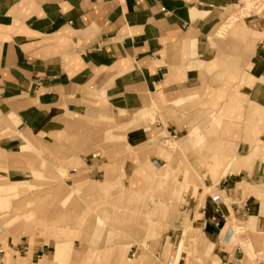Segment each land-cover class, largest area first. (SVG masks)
Instances as JSON below:
<instances>
[{"label": "crops", "instance_id": "crops-1", "mask_svg": "<svg viewBox=\"0 0 264 264\" xmlns=\"http://www.w3.org/2000/svg\"><path fill=\"white\" fill-rule=\"evenodd\" d=\"M247 1L242 15L244 0H0L1 131L81 142L80 126L113 117L138 160L160 131L178 137L173 172L219 196H198L203 240L252 264L232 244L236 225L264 242V0Z\"/></svg>", "mask_w": 264, "mask_h": 264}, {"label": "rangeland", "instance_id": "rangeland-1", "mask_svg": "<svg viewBox=\"0 0 264 264\" xmlns=\"http://www.w3.org/2000/svg\"><path fill=\"white\" fill-rule=\"evenodd\" d=\"M244 1L242 15L250 7ZM256 5V11L263 7ZM115 122L112 117L104 131L93 123L80 126L81 142L73 140L75 133L20 142L17 126L0 127V137L20 139L12 153L0 152V264H222L194 222L198 196L218 193L204 188L198 175L191 176L190 188L186 176L173 172L169 153L178 137L160 131L151 139L156 149L145 143L138 160L123 143L126 127ZM93 134L104 140L86 141ZM236 227L232 244L239 257L264 262L259 235Z\"/></svg>", "mask_w": 264, "mask_h": 264}, {"label": "built area", "instance_id": "built-area-1", "mask_svg": "<svg viewBox=\"0 0 264 264\" xmlns=\"http://www.w3.org/2000/svg\"><path fill=\"white\" fill-rule=\"evenodd\" d=\"M218 197H219L218 195H215V196H212L211 199L213 202H218V200H219ZM216 211H219V208H216ZM215 224L218 225L217 222H215ZM169 264H171V263L169 262Z\"/></svg>", "mask_w": 264, "mask_h": 264}, {"label": "bare ground", "instance_id": "bare-ground-1", "mask_svg": "<svg viewBox=\"0 0 264 264\" xmlns=\"http://www.w3.org/2000/svg\"><path fill=\"white\" fill-rule=\"evenodd\" d=\"M246 245H247V244H246ZM246 245H245V246H246Z\"/></svg>", "mask_w": 264, "mask_h": 264}]
</instances>
